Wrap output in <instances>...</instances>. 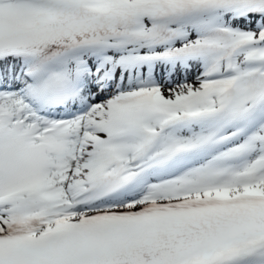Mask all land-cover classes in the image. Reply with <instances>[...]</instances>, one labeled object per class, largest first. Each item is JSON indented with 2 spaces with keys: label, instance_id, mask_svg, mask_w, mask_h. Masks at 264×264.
I'll return each instance as SVG.
<instances>
[{
  "label": "bare ground",
  "instance_id": "1",
  "mask_svg": "<svg viewBox=\"0 0 264 264\" xmlns=\"http://www.w3.org/2000/svg\"><path fill=\"white\" fill-rule=\"evenodd\" d=\"M135 1V0H133ZM213 13V12H211ZM216 14V13H214ZM217 15V18H224L222 15ZM206 21L204 20H199L196 24L194 25V27L191 28V30H204L207 27L212 26L213 24H215L213 18H215L213 15H206L205 16ZM216 18V19H217ZM197 21V20H196ZM177 28L173 29V30H169L167 32L168 38L171 37V34L173 35L175 32H177ZM153 30L152 28L149 27V25L144 21L141 20L140 22H138L133 28L131 29H127L125 33H128L129 35H132L133 38H127V39H123V43H120L123 45V47H128V46H138L141 43L144 42H148L151 41V37H149L148 35L152 34ZM182 36V37H181ZM180 37H172L170 38L169 42H162L158 44V47L163 45V46H168V45H175L177 43H180L181 41L184 40H192L193 38L196 37V35H186V34H182ZM160 38L167 40L166 38V33L161 36ZM155 42H153L154 44ZM8 62H11V59L7 60ZM190 74H188L184 80V82L180 83V84H175V85H166L164 87H162L161 89V94L163 96H167L169 98H177L179 96H181L182 94L186 93L187 91L191 90L192 88L196 87L198 85V80L197 77L195 76V74L193 72H189ZM169 98H163L166 100H170ZM248 111V109L246 110V112ZM91 117L90 120L91 122L96 125L95 127L97 128L96 130H92V135L89 137V139H92L90 142V146L88 148V152L89 154L92 153L95 149H97L100 146H112L115 145L119 148V150L121 152H127L128 149H130V147H133V145L125 140L113 143L111 141H109V136L116 134L117 132L120 131H124V129L126 128V125L128 124V127L132 124V121H127L125 120V118L119 117L117 115H114L108 111H103V110H91L90 112ZM256 115V113H254V111L249 112L248 117L249 120H252L254 118V116ZM261 125H256V127H260ZM110 134V135H109ZM109 135V136H108ZM251 142H257L256 137H253L250 139ZM182 143H186L183 139H182ZM87 149V146L82 148V151H85ZM88 154L86 153L85 157H84V161L87 160V156ZM90 171L89 167H87L84 163H81V168H80V174L82 173H88ZM190 175H193V173H189ZM195 177V176H193ZM194 185H197L198 180L195 178L194 179ZM199 183H201V185H203L205 183V181L203 179H199ZM204 190L202 191L201 194H211L213 192H222L224 194H228V195H235L237 193H239L242 190H245L247 188H241L240 186H234V187H225L222 189H218V190H211L209 188H205L203 187ZM253 188V187H252ZM256 189L261 190L262 192H264V182L260 183L258 185H256ZM145 200L143 198H138L135 201L132 202H127L126 205L130 206V207H136L138 205H141L142 203H144ZM1 226V225H0ZM1 230L6 231V232H10L11 230L4 227ZM251 264L257 263V264H261L259 262H250Z\"/></svg>",
  "mask_w": 264,
  "mask_h": 264
},
{
  "label": "rangeland",
  "instance_id": "2",
  "mask_svg": "<svg viewBox=\"0 0 264 264\" xmlns=\"http://www.w3.org/2000/svg\"><path fill=\"white\" fill-rule=\"evenodd\" d=\"M255 36V33H251V34H248V35H234V36H232V39H234V38H236V39H246V38H253ZM243 53V52H242ZM253 53L255 54V56H258V54H259V52H257V50L255 49V50H253ZM259 55H264V51L263 52H261V54H259ZM241 58H242V56H240ZM130 116V118L131 117H133V116H135V115H133V114H130L129 115ZM129 116H128V118H129ZM261 131V132H260ZM264 132V128H262L261 130H259L258 132H256V136H258V138L257 139H259V137H260V135L262 134ZM260 133V134H259ZM258 144V143H257ZM260 144V143H259ZM232 179H233V177H232ZM231 179V180H232ZM237 183V177H235L229 184H236Z\"/></svg>",
  "mask_w": 264,
  "mask_h": 264
}]
</instances>
